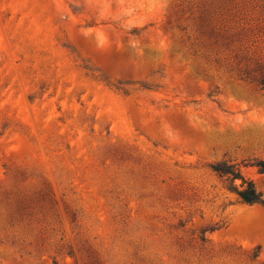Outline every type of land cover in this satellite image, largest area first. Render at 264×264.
<instances>
[{
    "label": "rangeland",
    "instance_id": "rangeland-1",
    "mask_svg": "<svg viewBox=\"0 0 264 264\" xmlns=\"http://www.w3.org/2000/svg\"><path fill=\"white\" fill-rule=\"evenodd\" d=\"M262 65L264 0H0V264H264Z\"/></svg>",
    "mask_w": 264,
    "mask_h": 264
},
{
    "label": "trees",
    "instance_id": "trees-1",
    "mask_svg": "<svg viewBox=\"0 0 264 264\" xmlns=\"http://www.w3.org/2000/svg\"><path fill=\"white\" fill-rule=\"evenodd\" d=\"M259 75L254 79L260 86L264 87V65L260 66ZM245 166H252L257 168L258 173L264 175V161L253 160L251 164ZM211 170L220 178L225 179L227 189L234 193L242 203L247 205H258L264 208V196L258 192L254 183L244 177L241 168L238 164H232L227 161L217 162L211 166ZM237 181H241L237 185ZM260 256V251H254L252 258L257 259Z\"/></svg>",
    "mask_w": 264,
    "mask_h": 264
}]
</instances>
